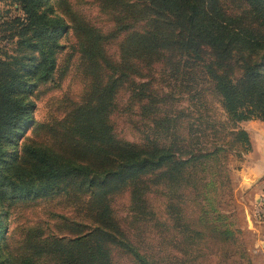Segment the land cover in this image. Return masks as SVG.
<instances>
[{"label": "rangeland", "instance_id": "rangeland-1", "mask_svg": "<svg viewBox=\"0 0 264 264\" xmlns=\"http://www.w3.org/2000/svg\"><path fill=\"white\" fill-rule=\"evenodd\" d=\"M216 5L237 11L243 25L257 22L245 0ZM39 8L66 26L56 70L44 81L31 72L37 54L6 41L12 28L5 22L22 12L0 0V61L35 81L30 90H16L32 102L30 120L0 141V173L16 178L17 168H33L31 148L47 150L53 163H69L75 172L40 193H0V264H136L121 251L126 244L143 251L146 264H264V220L255 216L258 198L241 176L250 148L237 134L251 121H264L231 120L202 62L185 59L179 43H171L185 39L184 17L165 13L152 0H41ZM204 24L229 40L216 18L207 16ZM137 31L144 43L139 52L131 40ZM154 36L155 50L145 43ZM202 56L221 70L227 65L235 81L240 66L264 62L247 47L205 49ZM258 70L264 83V65ZM165 118H175L177 136L211 151L210 159L197 160L189 184L154 175L133 188L109 189L118 168L102 148L164 138L166 126L154 122ZM101 214L110 216L111 229H99ZM97 228L95 238L84 239ZM91 250L102 254L97 262L90 260Z\"/></svg>", "mask_w": 264, "mask_h": 264}, {"label": "trees", "instance_id": "trees-1", "mask_svg": "<svg viewBox=\"0 0 264 264\" xmlns=\"http://www.w3.org/2000/svg\"><path fill=\"white\" fill-rule=\"evenodd\" d=\"M11 1L18 5L22 16L12 17L11 20L5 22V24H9V28H12L6 41L13 42L16 48L34 51L39 61L33 62L31 72L38 81L48 80L53 76L57 67L59 38L65 32V23L62 19L51 17L46 11H41L39 8L41 0ZM152 1L165 13L184 17L185 29L180 33L187 32L184 36L185 39L172 40L171 43H179V49L183 52L185 59L193 61L197 65L202 62L200 67L221 93L224 107L232 117L230 119L239 122L259 117L264 121V83L258 79V67L264 65V62L257 60L251 66H240L242 72L235 81L233 78H228L230 75L226 70L227 65L221 70L220 64L213 60L206 62L202 56V51L205 49L220 48L225 50L234 46L237 50L247 47L250 55L254 54L262 59L264 56V0H245L249 3L250 12L257 18V22L244 25L241 22L242 18L237 15V11L223 10V7L216 5V0ZM207 16L218 20L220 31L225 30L226 34H229L230 41L224 42L222 35L214 32L213 26L204 24ZM132 35L134 51L139 52L144 48L142 33L137 31ZM145 43H147V48L152 47L153 50L158 48V38L155 36L151 41H145ZM168 45L170 47V44ZM182 71H184L183 68H181ZM245 83L246 85L243 87ZM21 85L30 90L34 87L35 81H29V76L24 75L20 70L9 68L3 61H0V141L15 135L30 120L29 113L32 102L27 96L16 93L17 88ZM246 96L249 100L244 103L243 99ZM100 111L104 115L108 110L103 106ZM92 118L95 117L92 116ZM97 118H103V116L98 115ZM160 123H164L166 126L164 138H154L155 140L149 141L148 144H130L119 140L109 148H102L104 156L107 159L110 158V164L116 165L118 168L114 171L115 178L111 181L112 185L109 186V189L121 186L133 188L154 175H161L169 181L181 180L189 184L196 176L193 173L196 172L197 160L204 157L210 159L211 151L202 152L199 149H194L182 137L177 136L175 118H165L162 122H154V126L157 127ZM237 134L240 142L250 148L248 133L244 129H238ZM30 151V154L36 159L33 168H17L16 178L0 173L1 194L27 196L40 193L52 189L64 177L75 172V166L69 163H53V160L47 156V150L43 148H31ZM2 154L3 149L0 144V159ZM200 171H206L205 166ZM210 173L216 175V180L221 179L220 173L216 171H210ZM105 208L106 205H104ZM100 226L104 229H111L112 219L110 216H103L99 222V229ZM116 227L117 232V222ZM99 229H94L84 239L95 238L93 232H97ZM114 235L115 233L111 232L108 236ZM121 248L123 253L133 257L136 264H146L143 251L136 247L131 248L127 244ZM96 254L102 256L98 251L95 253L94 250H91L89 252L90 260L97 262Z\"/></svg>", "mask_w": 264, "mask_h": 264}, {"label": "crops", "instance_id": "crops-1", "mask_svg": "<svg viewBox=\"0 0 264 264\" xmlns=\"http://www.w3.org/2000/svg\"><path fill=\"white\" fill-rule=\"evenodd\" d=\"M246 131L250 140V151L241 168V176L245 187L258 198L264 191V122L251 121Z\"/></svg>", "mask_w": 264, "mask_h": 264}, {"label": "built area", "instance_id": "built-area-1", "mask_svg": "<svg viewBox=\"0 0 264 264\" xmlns=\"http://www.w3.org/2000/svg\"><path fill=\"white\" fill-rule=\"evenodd\" d=\"M253 211L258 220H264V191L259 195Z\"/></svg>", "mask_w": 264, "mask_h": 264}]
</instances>
